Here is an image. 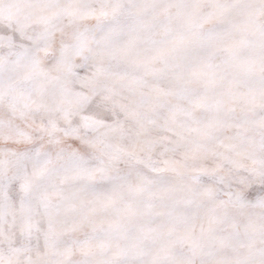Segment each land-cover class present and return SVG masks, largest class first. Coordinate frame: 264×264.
<instances>
[{
  "label": "snow or ice",
  "instance_id": "1",
  "mask_svg": "<svg viewBox=\"0 0 264 264\" xmlns=\"http://www.w3.org/2000/svg\"><path fill=\"white\" fill-rule=\"evenodd\" d=\"M0 264H264V0H0Z\"/></svg>",
  "mask_w": 264,
  "mask_h": 264
}]
</instances>
